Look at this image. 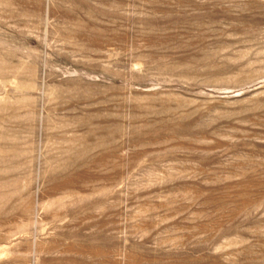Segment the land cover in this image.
I'll use <instances>...</instances> for the list:
<instances>
[{
	"label": "rangeland",
	"instance_id": "rangeland-1",
	"mask_svg": "<svg viewBox=\"0 0 264 264\" xmlns=\"http://www.w3.org/2000/svg\"><path fill=\"white\" fill-rule=\"evenodd\" d=\"M0 264H264V0H0Z\"/></svg>",
	"mask_w": 264,
	"mask_h": 264
}]
</instances>
